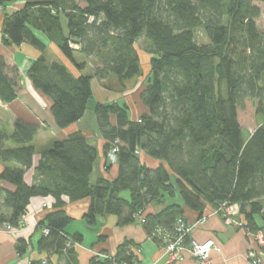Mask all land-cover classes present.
Listing matches in <instances>:
<instances>
[{
  "label": "trees",
  "instance_id": "trees-1",
  "mask_svg": "<svg viewBox=\"0 0 264 264\" xmlns=\"http://www.w3.org/2000/svg\"><path fill=\"white\" fill-rule=\"evenodd\" d=\"M13 1L0 0V11ZM21 1L20 9L3 14L2 44H28L43 53L45 46L33 30L40 32L79 73L48 63L44 55L27 72L32 87L51 100L49 111L60 129L82 119L92 100V79L111 90L106 84L112 77L124 91L142 76L140 38L149 58L139 95L146 114L132 121L124 106H94L106 159L117 150L118 172L111 181L90 182L97 151L75 132L41 154L34 169L40 180L27 185L24 176L32 167L38 127L16 121L10 136L0 129V162L18 165L0 173V181L14 188L0 190V227L17 229L31 199L53 200L37 227L42 232L37 250L46 258L30 264H53L52 256L59 264H76L74 248L82 238L65 232L71 222L65 200L90 199L82 220L91 227L98 217L115 216L122 227L143 216L141 226L157 243L155 232H171L177 218L186 220V212L197 220L222 204L238 205L244 231L264 232V33L256 25L261 11L255 4L264 0ZM198 30L206 44L196 42ZM77 56L85 61L77 62ZM88 60L94 63L92 75L82 73ZM18 80V70L0 57V102L16 100ZM247 101L262 122L244 139L237 112ZM141 154L159 164L148 168ZM125 192L128 200L120 196ZM151 204L159 211L144 214ZM29 247V240L19 238L16 253L23 256ZM135 259L124 244L115 257H95L90 264Z\"/></svg>",
  "mask_w": 264,
  "mask_h": 264
},
{
  "label": "crops",
  "instance_id": "crops-1",
  "mask_svg": "<svg viewBox=\"0 0 264 264\" xmlns=\"http://www.w3.org/2000/svg\"><path fill=\"white\" fill-rule=\"evenodd\" d=\"M23 1L14 0L4 11H0V57L6 60L9 68L15 67L18 70V89L17 98L9 104L0 102V129L2 133L10 136L16 121L38 127V133L34 137L31 145L34 148L32 167L25 173L24 181L27 185L36 184L40 178L34 169L37 166L40 156L43 152L51 149L54 142L68 137L70 134L80 132L86 138L88 144L95 147L97 157L93 164V171L90 176V182L96 183L99 179L111 181L117 176L118 168L115 159H106L103 153L105 141L98 130L94 119V106L97 103L111 104L115 103L124 106L129 114L130 120L135 121L140 116L147 113V109L141 104L139 95L144 87L143 77L136 78L127 84L124 91L120 90L114 78H110V83L106 84L111 90L104 88L103 81L92 79V100L88 103L86 113L82 119L67 128L60 129L56 127L50 114L51 100L35 90L27 77V72L40 55H44L48 63H60L67 67L75 75L79 73L72 64L60 53L54 41H50L46 35L34 31V36L45 46L43 53L28 44L19 46H5L1 41V24L4 13H9L20 9ZM77 62L82 63L85 58L77 56ZM94 63L87 61L85 70L92 71ZM149 69V67H148ZM10 76V73H7ZM86 74V73H85ZM142 79V81H138ZM103 96V99H94V92ZM111 123L114 124V118L111 117ZM6 147L13 148L11 143ZM141 162L148 168L153 169L159 163L149 157L141 154ZM16 168L15 163L3 164L0 162V173L4 167ZM13 191V187L0 181V190ZM128 200L127 192L120 195ZM66 201L65 212L70 217L71 222L65 228L69 235H80L81 242L75 245L74 253L76 264H90L92 258H101L102 256L115 257L118 247L127 244L131 252L136 256V261L142 264H165L166 257L163 255L162 246L155 240L146 235L140 224L139 216L125 226H117V217L108 216L106 218H97L94 226H88L82 216L90 205V199L85 198L76 202ZM177 202V200L175 201ZM53 200L47 198H33L27 207L26 213L21 219L19 227L15 234L0 231V264H30L33 261H40L46 258V255L38 252L37 242L42 236L41 230L37 229L38 224L42 222L46 215L52 210ZM181 205V203L179 202ZM160 206L151 204L146 208L144 214L156 213ZM186 221L192 223L196 220V214L186 212ZM261 226V223L259 224ZM190 237L198 243L212 240L219 247L220 252H213L210 256L211 264H250L246 260V252L250 244L245 232L241 229L226 227L218 216L209 217L205 224L197 225L193 228ZM19 238L29 240L30 247L23 256L16 253V242ZM53 264H59L56 256L50 258ZM174 264H197L194 260L186 258L181 262Z\"/></svg>",
  "mask_w": 264,
  "mask_h": 264
},
{
  "label": "built area",
  "instance_id": "built-area-1",
  "mask_svg": "<svg viewBox=\"0 0 264 264\" xmlns=\"http://www.w3.org/2000/svg\"><path fill=\"white\" fill-rule=\"evenodd\" d=\"M116 152L117 150L113 148L108 155L110 160L115 159L114 155ZM211 216H218L225 226H232L244 231V223L240 218L238 205L222 204L218 209L209 211L192 223L183 218H177L171 232L162 233L160 230L155 232V236L160 240V244H162L163 255L166 257L165 264H174L186 258L194 260L197 264H211L210 256L213 252L219 253V247L212 240L198 243L190 237L193 228L197 225L205 224L206 220ZM142 222L143 219L141 217L140 223ZM0 231L10 234L16 233V230L12 229L9 225L0 227ZM244 232L250 244L245 255L246 260L250 264H264V232ZM43 233L47 234V231L44 230ZM69 246L70 244H67V247ZM131 264L142 263L133 262Z\"/></svg>",
  "mask_w": 264,
  "mask_h": 264
},
{
  "label": "rangeland",
  "instance_id": "rangeland-1",
  "mask_svg": "<svg viewBox=\"0 0 264 264\" xmlns=\"http://www.w3.org/2000/svg\"><path fill=\"white\" fill-rule=\"evenodd\" d=\"M260 11V17L256 20V25L257 28L260 32L264 33V4H260V3H255ZM196 42L198 44H206L207 40L204 37L203 33L198 30L196 32ZM137 48H138V53H139V57H140V61H141V68H142V76L143 77L145 74H147V72L149 71L148 69V56L144 53L147 50V44L145 43L143 38H140L137 42ZM87 75H91V71L90 70H86L85 72ZM138 81H142V79H139ZM94 99L99 98L103 99V96H101L100 94H98L95 90L94 92ZM87 111H85L86 113ZM95 119V117H94ZM237 119L238 122L241 126V128L243 129V137L244 139L247 138L251 133H253V131L261 124L262 119L260 117H257L255 115V111H254V103L252 101H247L244 105V109L242 110H238L237 112ZM96 121V120H95ZM257 223L260 224L261 221L260 219H257ZM226 227H230V228H234L232 226H226ZM248 238V237H247ZM249 241V240H248ZM160 244V243H159ZM162 246V244H160Z\"/></svg>",
  "mask_w": 264,
  "mask_h": 264
}]
</instances>
